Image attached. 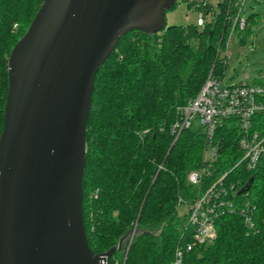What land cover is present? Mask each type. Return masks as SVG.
Returning <instances> with one entry per match:
<instances>
[{
    "label": "trees",
    "instance_id": "1",
    "mask_svg": "<svg viewBox=\"0 0 264 264\" xmlns=\"http://www.w3.org/2000/svg\"><path fill=\"white\" fill-rule=\"evenodd\" d=\"M188 1L201 8V0ZM42 2L0 0V134L8 58ZM240 3L220 0L218 8L202 7L209 14L205 26L166 24L152 33L132 29L96 74L87 121L83 216L95 253L118 245L110 264H170L177 245L190 239L191 227L187 218L181 220L178 205L190 203L199 191L189 172L205 164V133L190 126L175 139L171 127L179 117L177 107L197 94L208 74H224L227 54L221 50ZM257 14L249 13L245 27L237 29L247 30ZM234 124L229 117L218 128L222 151L201 188L225 175L237 189L252 177L247 192L253 224L238 211L220 214L214 240L186 252L185 264H264V165L256 171L234 166L240 154ZM242 195L232 197L241 201Z\"/></svg>",
    "mask_w": 264,
    "mask_h": 264
},
{
    "label": "water",
    "instance_id": "2",
    "mask_svg": "<svg viewBox=\"0 0 264 264\" xmlns=\"http://www.w3.org/2000/svg\"><path fill=\"white\" fill-rule=\"evenodd\" d=\"M176 2L43 0L8 58L0 264H110L118 245L95 253L83 216L95 77L122 35L161 30Z\"/></svg>",
    "mask_w": 264,
    "mask_h": 264
},
{
    "label": "built area",
    "instance_id": "3",
    "mask_svg": "<svg viewBox=\"0 0 264 264\" xmlns=\"http://www.w3.org/2000/svg\"><path fill=\"white\" fill-rule=\"evenodd\" d=\"M199 5L197 23L205 26L209 14L202 7L213 4L210 0H201ZM241 5L242 2L233 16L232 31L236 26L246 25ZM177 110L179 117L171 127L175 139L183 128L190 126L201 128L206 139L205 164L189 172V180L199 186L187 216V224L191 227L190 239L177 245L170 261V264H185L186 252L197 244L214 240L217 235L215 220L220 214L238 211L253 224V206L247 190L239 193H243L241 201H235L232 195H239L235 183L228 185L225 175L201 187L222 151V140L217 131L229 117L234 118L239 133L237 145L240 154L234 166L256 171L264 165V80L234 83L211 71L197 94L187 103L179 105ZM133 236L134 233L130 235L129 242Z\"/></svg>",
    "mask_w": 264,
    "mask_h": 264
},
{
    "label": "rangeland",
    "instance_id": "4",
    "mask_svg": "<svg viewBox=\"0 0 264 264\" xmlns=\"http://www.w3.org/2000/svg\"><path fill=\"white\" fill-rule=\"evenodd\" d=\"M210 1L218 8L220 0ZM241 2V14L244 17L252 11L258 14L248 23L247 30L241 31L237 26L233 31L230 30L226 45L221 50V55L227 54L224 80L234 83L264 79V0ZM198 16L196 4H190L188 0H178L174 6L166 9L165 20L167 24H197ZM189 210L190 203L180 202L178 213L182 221L187 218Z\"/></svg>",
    "mask_w": 264,
    "mask_h": 264
}]
</instances>
